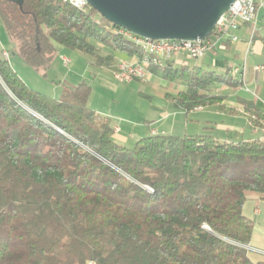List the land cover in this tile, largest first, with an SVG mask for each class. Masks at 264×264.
I'll use <instances>...</instances> for the list:
<instances>
[{
    "label": "trees",
    "instance_id": "16d2710c",
    "mask_svg": "<svg viewBox=\"0 0 264 264\" xmlns=\"http://www.w3.org/2000/svg\"><path fill=\"white\" fill-rule=\"evenodd\" d=\"M0 21L15 53L48 68L55 45L95 66L113 67L94 42L128 57L140 51L95 10L63 0H0ZM0 46V264H264L246 249L254 222L247 195L264 200V140L224 142L210 134L152 135L127 148L110 120L87 106L91 88L63 85L57 98L28 87ZM150 70H160L148 66ZM186 89L174 107L190 112L239 87L201 68L161 70ZM252 125L264 116L250 103Z\"/></svg>",
    "mask_w": 264,
    "mask_h": 264
},
{
    "label": "crops",
    "instance_id": "0c3cea01",
    "mask_svg": "<svg viewBox=\"0 0 264 264\" xmlns=\"http://www.w3.org/2000/svg\"><path fill=\"white\" fill-rule=\"evenodd\" d=\"M250 33V26H241L236 32L239 38L237 42L224 41L222 45L217 46L215 50L200 59H190L180 55L170 61L175 67H197L219 75L225 74L230 66L244 68V83L241 86L228 87L218 84L212 86L210 93L221 96L223 100L213 105L196 107L190 112L175 108L173 102L178 93L186 89L185 84L164 80L161 77V70L148 69L145 82L134 80L129 83H118L112 76L111 67H93V59L86 55L90 59L89 66L87 65L82 73L76 71L72 79L69 77V80L72 81H65L63 84L75 86L84 82L89 85L91 92L87 106L110 120L114 142L127 148L132 147L142 138L159 134L178 137L210 134L215 139L224 142L252 141L260 136V131L250 124L249 120L254 115L245 111L244 104L250 103L254 110L264 116V71L256 72L254 70L255 66L264 65L263 11L258 13L251 47L247 53ZM55 48L60 63L65 69H68L66 75H69L72 62L68 58L69 56L65 54L67 48L60 45H55ZM231 50L233 52L230 54ZM99 54L103 57L111 56L114 63L119 60L135 61L137 59V57H128L125 53L113 50L110 53L102 51ZM62 58H67L69 63L64 65ZM84 75L88 81L81 79ZM175 83L178 85L174 86ZM63 84L52 90L51 97L57 98L60 95ZM122 85L128 86L126 89L129 90V95H124L125 88ZM94 88L101 92L112 93L115 99H110L107 102L103 96L96 98L92 94ZM228 89L233 91V99L230 101H227L228 95L221 93ZM128 96L129 99L130 96H134L132 104L127 103L126 98ZM122 100L126 101L121 102ZM243 125L250 128L249 133ZM243 214L254 222L250 245L259 248L257 246L261 243L264 244V242L255 241L254 237L258 231L256 224L259 221H264V200L257 194L247 195ZM248 256L253 262L264 260V257L257 253L248 254Z\"/></svg>",
    "mask_w": 264,
    "mask_h": 264
},
{
    "label": "water",
    "instance_id": "95a60500",
    "mask_svg": "<svg viewBox=\"0 0 264 264\" xmlns=\"http://www.w3.org/2000/svg\"><path fill=\"white\" fill-rule=\"evenodd\" d=\"M21 8L23 0H5ZM112 25L150 40H202L235 0H85Z\"/></svg>",
    "mask_w": 264,
    "mask_h": 264
},
{
    "label": "built area",
    "instance_id": "2783aa9c",
    "mask_svg": "<svg viewBox=\"0 0 264 264\" xmlns=\"http://www.w3.org/2000/svg\"><path fill=\"white\" fill-rule=\"evenodd\" d=\"M68 5L80 10L90 8L85 0H63ZM259 11L264 12V0H235L229 9L221 15L216 22L211 33L202 40H150L140 37L124 29L119 28L118 35L123 38L137 40L138 43L147 47V55L140 56L135 61L119 60L112 67V76L118 83H129L134 80L145 82L148 75V62L167 63L180 55L190 59H200L224 41L230 43L239 40L236 32L241 26H250L251 33L247 42V53L250 50L254 34L255 24L258 21ZM2 56L7 59L8 54L3 52ZM64 65L69 63L67 58H62ZM256 72L264 71V65L254 67ZM229 74L232 78L244 83V68L240 66H230ZM255 120L252 117L249 121ZM253 126V125H252ZM257 129L260 131V139L264 140V120L259 122ZM264 257V252H257Z\"/></svg>",
    "mask_w": 264,
    "mask_h": 264
},
{
    "label": "rangeland",
    "instance_id": "374dc122",
    "mask_svg": "<svg viewBox=\"0 0 264 264\" xmlns=\"http://www.w3.org/2000/svg\"><path fill=\"white\" fill-rule=\"evenodd\" d=\"M94 45L100 50L99 53L102 51L105 52H111L110 48L103 46L102 44H99L97 42H94ZM0 46L3 49V52L8 54V62L11 66V68L17 73V75L21 78V80L31 89L38 91L42 94L51 96L52 95V90L56 89L57 87L61 86L65 81H72L69 80V77L74 75L76 71L77 73H82L83 70L86 68V66L90 64V59L84 54L79 53L78 51H72L69 49H66L65 54L68 55L69 59H71V66H70V74L66 75L67 70L63 67V65L60 63L58 54H54L53 59L50 62V65L48 68H38L34 69L31 65H28L25 63L16 53V43L11 41V39L8 37L4 26L2 25L0 21ZM2 52V53H3ZM233 52V50L230 51V54ZM95 67V65L93 66ZM158 71V70H157ZM69 73V72H68ZM68 77V78H67ZM81 79H87V77L84 75L83 78ZM88 81V80H86ZM137 84V83H134ZM65 85V84H63ZM178 84L175 83L174 86H177ZM123 88H125L124 95H129V90L126 89L128 88L127 85H122ZM232 89L228 90H223L221 93L228 95V100L230 101L233 99L232 95ZM93 96L96 98L104 97L107 99V102L113 99H115L114 95L109 92H101L96 90L94 88V91L92 92ZM119 95H122V93H119ZM57 97V96H56ZM127 103L132 104L134 100V96H129L126 98ZM125 100V101H126ZM122 100L121 102H123ZM124 101V102H125ZM237 120H242V119H237ZM244 128L246 129L247 133H249L250 128H247L246 125H243ZM258 127V126H257ZM256 126L254 128H257ZM257 232L255 233V241H261L264 242V221H259L257 224ZM254 245H257V243H254ZM257 247L259 248H254L252 245H248L246 248L249 252V254H255V250L257 252H264V244H259Z\"/></svg>",
    "mask_w": 264,
    "mask_h": 264
},
{
    "label": "bare ground",
    "instance_id": "6f19581e",
    "mask_svg": "<svg viewBox=\"0 0 264 264\" xmlns=\"http://www.w3.org/2000/svg\"><path fill=\"white\" fill-rule=\"evenodd\" d=\"M118 34V31H116ZM125 40L128 41V43L130 42L134 47H136L142 56L147 55V47H144V45L140 44L137 42V40L135 39H131V38H124ZM148 66L151 67H156L160 70H163L165 67V63H160V62H148Z\"/></svg>",
    "mask_w": 264,
    "mask_h": 264
}]
</instances>
